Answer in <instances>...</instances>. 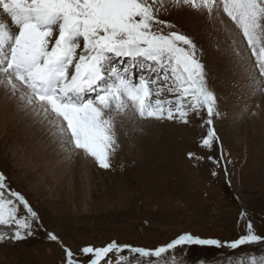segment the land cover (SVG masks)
Masks as SVG:
<instances>
[{
	"label": "snow or ice",
	"instance_id": "1",
	"mask_svg": "<svg viewBox=\"0 0 264 264\" xmlns=\"http://www.w3.org/2000/svg\"><path fill=\"white\" fill-rule=\"evenodd\" d=\"M178 13H194L223 32L242 70L264 82V0H0L5 122L11 115L40 125L63 162L91 159L103 170L113 167L126 123L141 134L152 126L198 124L204 154L189 151L188 158L229 176L231 154L215 127L218 98L202 50L173 18ZM238 222L244 231L230 240L185 231L152 248L113 239L74 251L44 227L39 210L0 171V245L42 230L62 249L63 264H185L183 250L191 246L264 248V233L247 211ZM226 264H264V254L231 256Z\"/></svg>",
	"mask_w": 264,
	"mask_h": 264
},
{
	"label": "rangeland",
	"instance_id": "2",
	"mask_svg": "<svg viewBox=\"0 0 264 264\" xmlns=\"http://www.w3.org/2000/svg\"><path fill=\"white\" fill-rule=\"evenodd\" d=\"M189 14L178 13L173 18L202 50L201 60L221 113L215 127L226 152L231 154L229 176L208 161L197 164L188 158L189 151L204 154L198 147L202 133L198 124L152 126L146 134L136 131L135 126L123 128L112 169L92 166L89 187L82 175L71 187H63L43 167L38 172L42 184L38 185L36 177L19 168L38 152L30 149L25 138L7 143L0 137V171L39 210L44 227L58 234L74 251L87 244L102 246L113 239L152 248L185 231L202 238L230 240L244 231L243 223L238 222L242 210L250 214L257 231L264 233V82L258 75L250 77L242 70L230 51L231 40L223 32L218 37L223 42L211 46L201 33L216 31L204 18ZM191 18H195L192 25H184L190 24ZM211 51L222 61L229 53L231 65L223 63L218 73ZM245 63L251 67L250 59ZM239 114L242 119L236 123ZM81 161L83 158L78 157L70 164ZM213 171L218 175L213 176ZM70 172L75 174L74 170ZM0 248L5 250L0 254V264H63L62 249L47 240L42 230L25 241ZM181 251L177 249L178 256ZM244 253L259 256L264 248L232 252L227 248L191 246L183 250L181 258L185 264H200L201 260L226 264L229 257Z\"/></svg>",
	"mask_w": 264,
	"mask_h": 264
},
{
	"label": "bare ground",
	"instance_id": "3",
	"mask_svg": "<svg viewBox=\"0 0 264 264\" xmlns=\"http://www.w3.org/2000/svg\"><path fill=\"white\" fill-rule=\"evenodd\" d=\"M188 15L190 14L188 13ZM193 16L197 17L196 14H193ZM194 19L195 18H191V23L190 24L184 23V25H187L188 27L191 26L192 23L194 22ZM202 34H203V37L207 39L206 42L208 44H211V46L218 45L220 41L223 42V39L218 38L219 32H212L207 29L206 34L201 33V35ZM217 39H218V42H217ZM216 50L219 51V49H216ZM217 51L215 52L217 53V55H219V52ZM220 52H221V48H220ZM211 54L214 55V61L212 62L214 68L215 66L217 68L222 66L223 63H224V66L227 64L231 65L232 63L231 55L229 53H227L228 56L223 55V61L222 59H220L221 57L220 58L217 57L215 53L212 52ZM220 70L221 69L218 68L217 70L218 73L220 72ZM136 74L140 75L139 70H137ZM235 118L238 119L236 123L240 122L242 119L240 114L237 115ZM129 126H134V125L131 123H126L124 128L129 127ZM0 137L3 141L7 143L15 142V141L22 140L23 138H25V142L28 141V144L30 145V149L38 152L33 155V157L29 160L27 164L19 167V168L25 169L26 173H29L30 177L32 176L36 177L35 180L38 182V185L42 184L43 179L38 176V172L41 169V167H43L45 169V172L49 176H51V178H55L56 182L62 183L63 187L64 186L71 187V185H73L72 183L75 184L76 178L78 175L85 176L84 183L87 187H89V179H90V176L93 170L92 166L95 167L96 164L91 159H83V161H81L78 164H75L74 166H72V164L68 162H63L61 158L55 155L54 152L51 150L49 146V141L42 134V127L40 125H32L30 121L21 120L19 117L13 119L11 115H9L7 122H5L4 117H3V110L0 109ZM52 166H54L53 169H51ZM70 170H74L75 174L73 175L72 172H70ZM68 174H70L69 176L70 180L69 178L66 179V175ZM17 178L19 179V176ZM4 251L5 250L0 248L1 255L4 254Z\"/></svg>",
	"mask_w": 264,
	"mask_h": 264
}]
</instances>
